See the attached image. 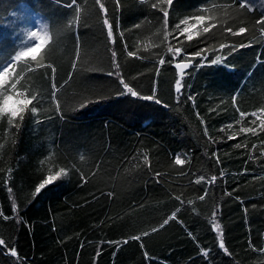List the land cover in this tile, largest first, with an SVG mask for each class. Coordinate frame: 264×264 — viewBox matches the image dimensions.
Wrapping results in <instances>:
<instances>
[{
    "label": "trees",
    "instance_id": "16d2710c",
    "mask_svg": "<svg viewBox=\"0 0 264 264\" xmlns=\"http://www.w3.org/2000/svg\"><path fill=\"white\" fill-rule=\"evenodd\" d=\"M156 2L121 0L117 8L115 0H102L112 43L95 0L72 7L71 0H0V59L21 49L33 26L29 11L53 36L41 50L45 67L33 62V72L12 73L0 85L13 96L37 97L23 121L13 122L19 129L0 117V264H264V130L259 119L251 124L255 117L240 116L264 118V25L257 24L264 0H245L243 8L240 0H174L166 40ZM196 15L205 21L190 19L195 26L183 35L173 31ZM228 27L247 31L232 35ZM169 47L182 49L178 61L185 54L191 61L182 94ZM200 49L206 51L191 56ZM113 50L125 82L140 95L155 91L161 104L120 95L119 78L107 74L117 71ZM177 155L183 164L175 163ZM61 168L67 175L36 193Z\"/></svg>",
    "mask_w": 264,
    "mask_h": 264
},
{
    "label": "snow or ice",
    "instance_id": "6c2138e0",
    "mask_svg": "<svg viewBox=\"0 0 264 264\" xmlns=\"http://www.w3.org/2000/svg\"><path fill=\"white\" fill-rule=\"evenodd\" d=\"M96 4L99 5L100 10L104 13L105 19H104V24L107 27V34L108 37L110 39V41L112 43H115V36H114V26L112 23H110L109 19L107 18L108 15V10L105 7V5L102 3V0H95ZM141 3L144 2V0H140ZM77 3V0H71V3L68 5L69 7H72L73 5H75ZM116 3V7L119 8L121 7V0H115ZM174 0H157L156 3H153L151 6L153 8H159L160 11L163 12V20H164V29H165V40L168 38L169 35H171V33H169L167 31V27H168V17H169V8H171V6L173 5ZM161 5H167V7H161ZM245 0H240V7L243 8L245 7ZM76 20L78 21L80 18V9L76 8ZM190 19H195L197 21V23H201L203 21H205L206 17L204 15H196L194 17H188L185 19H182L180 21L179 24L175 25V29H173V31L175 30H179L180 34L183 35L184 33L189 32V27H194L195 25H189V20ZM207 19H215L214 16L212 17H208ZM186 25V27L181 28V25ZM257 24L260 25H264V18L257 20ZM118 27V25H117ZM134 27H140L139 24L135 25ZM215 27L214 24H210V25H206L203 28V31L205 33H207L210 28ZM225 31L232 33V35H239V34H243L247 31V28L245 27H240L238 29V31L233 32L231 27H228L225 29ZM261 32L262 34H264V27L261 28ZM189 40L192 39L191 35H188L187 37ZM53 39L52 34L49 32V27L48 25H44L42 27V29H38V30H34L31 31L28 35L27 38L23 41V45L21 46V49L19 51H17L15 53L14 56L11 57V59H0V85L3 84L5 78H8L11 76L12 73H16V75L18 77L22 78V73L24 72H33L34 71V67H33V62L35 63V67L36 68H40V67H45L44 64V56H41V50L45 45L46 41H50ZM247 45L245 44H240V47H246ZM225 47H228V45L226 44H221L220 48L223 49ZM125 48H127V45H125ZM79 45L77 46L76 52H77V59H79ZM169 52L173 53V57L171 61H168V63H172L174 61L175 62V67L176 69L180 70L178 75L180 78H178L175 81V91L177 94H182V89H183V85H182V78L184 76V69H187L191 66V61L188 59V55L185 54V59L183 61H178V57L180 56L182 49L179 47H176L175 49H173L172 47L168 48ZM206 49H200L199 51L192 53L191 56L193 57H200L202 55L203 52H205ZM232 51H235V48L232 49ZM231 54V53H229ZM112 58H113V67L117 70V71H109L107 74L109 76H117L119 78V83L123 86L124 91L122 93H120V95H126V94H130L132 97H138L141 100H145V101H154L156 104H161V101L159 99L156 98L155 95V91H153L152 95H140L137 91H135L133 89V87L129 86L128 83L125 82L124 78L120 75L119 73V64L116 62V56L117 53L115 50L112 51L111 53ZM129 56H134L136 55V53L134 52H128ZM38 56H40V59H38ZM26 58V59H25ZM22 59H25V63L20 67V70L17 71V62L21 61ZM206 59V57H205ZM219 57H217L215 60H213L211 63L215 64L219 61ZM165 60L163 58H161L159 60V64L163 65L165 64ZM47 67L51 68L52 74L54 76L55 74V67L52 64H47ZM76 67V63L75 61L73 62V68L75 69ZM19 81L17 80L16 82H13L11 84L12 88H15L16 83H18ZM0 97H2V99H0V117L3 116H7L8 117V123L9 125H12L14 127H16L17 129H19L20 125L19 124H14L13 122L19 118L20 121H23L24 119V113L29 110V105H31L33 103L34 100L37 99L36 95H32V96H27L24 93H18L16 94V96H13L11 94H7L4 90L0 89ZM52 97L53 100L56 102V108L57 111H60V104L58 101V98L56 96V86L55 83H53V92H52ZM190 99H192V97H189ZM233 102L235 103V97H233ZM82 108L86 106V104H81L80 105ZM30 111L35 114L38 109L36 107H32L30 109ZM237 111L240 112L239 108H237ZM261 113H264V109H260ZM247 115H251L253 117H255V119H253L252 121H250L251 124H255L256 120L259 119L260 120V129L264 130V118H261V116L257 115V113L253 112V113H245V112H240V116L241 118L246 117ZM39 123V121H37ZM239 123V121H238ZM229 128H231V125H228ZM220 131H224V129H220ZM241 132L244 133H254L255 134V129L252 127H242L240 129ZM205 134L207 135V129L205 128ZM236 138L234 135H231L228 137V139H234ZM240 144H237L236 147H240ZM253 147H255V145H253ZM217 162H219V158L217 157ZM175 163L176 164H183L184 163V159H182L179 155L176 156L175 158ZM61 175H67V171L63 168L60 169V171L56 172L55 174H50L42 183L39 184V186L36 188V193H39L41 191V189H43L46 185H50L52 184L55 180H57ZM159 175V174H157ZM204 177H200L199 179H197L195 181V183H200L201 180H203ZM217 179V177L213 176L211 177V180L209 181V183L215 182V180ZM9 192L12 191L11 188L8 189ZM207 193H205L206 195ZM205 198V196H201L200 199L203 200ZM15 208V206H14ZM213 217H216L217 212H213L212 213ZM175 213H173L172 217H170V219H175ZM169 220L165 219L163 224L160 225V228H163L164 225L168 224ZM214 230L219 234L218 235V239H219V247L221 249H224L225 252H227V248L225 247V243L223 240V231L221 229V225L219 223H214L213 225ZM159 229L157 228H153L152 231H158ZM144 235H148V233H144ZM132 239H136L139 240L140 237L136 236L133 237ZM112 243V242H109ZM125 243H127V241H125ZM5 241L3 239H0V245H4ZM204 251V254L207 255V251ZM9 253L11 256L16 257L17 256V252L15 249H9ZM99 254V253H98Z\"/></svg>",
    "mask_w": 264,
    "mask_h": 264
},
{
    "label": "rangeland",
    "instance_id": "374dc122",
    "mask_svg": "<svg viewBox=\"0 0 264 264\" xmlns=\"http://www.w3.org/2000/svg\"><path fill=\"white\" fill-rule=\"evenodd\" d=\"M25 16H28V19L32 22V25H33V26H31V30H30V32H31V31H34V30L42 29V26H43L44 24L42 23L40 17H38V16H36V15H31V12H30V11L27 12V13H25ZM30 32H29V33H30ZM26 38H27V37H26ZM26 38H25V39H26ZM23 41H24V40H23Z\"/></svg>",
    "mask_w": 264,
    "mask_h": 264
},
{
    "label": "water",
    "instance_id": "95a60500",
    "mask_svg": "<svg viewBox=\"0 0 264 264\" xmlns=\"http://www.w3.org/2000/svg\"><path fill=\"white\" fill-rule=\"evenodd\" d=\"M189 69H190V67L187 68V69H184V72L188 71ZM176 70H177V72L179 73L180 70H178V69H176Z\"/></svg>",
    "mask_w": 264,
    "mask_h": 264
}]
</instances>
